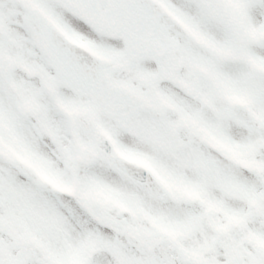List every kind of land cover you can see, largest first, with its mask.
I'll return each mask as SVG.
<instances>
[{
  "label": "snow or ice",
  "instance_id": "snow-or-ice-1",
  "mask_svg": "<svg viewBox=\"0 0 264 264\" xmlns=\"http://www.w3.org/2000/svg\"><path fill=\"white\" fill-rule=\"evenodd\" d=\"M0 264H264V0H0Z\"/></svg>",
  "mask_w": 264,
  "mask_h": 264
}]
</instances>
